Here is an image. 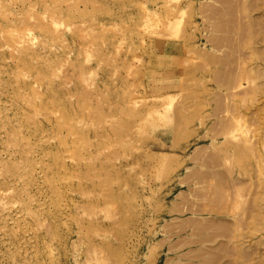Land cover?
<instances>
[{
    "label": "rangeland",
    "instance_id": "rangeland-1",
    "mask_svg": "<svg viewBox=\"0 0 264 264\" xmlns=\"http://www.w3.org/2000/svg\"><path fill=\"white\" fill-rule=\"evenodd\" d=\"M0 264H264V0H0Z\"/></svg>",
    "mask_w": 264,
    "mask_h": 264
}]
</instances>
